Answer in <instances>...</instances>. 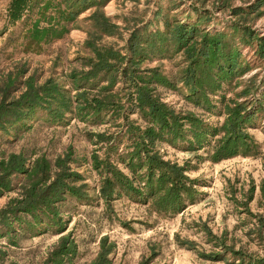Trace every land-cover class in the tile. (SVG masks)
I'll return each instance as SVG.
<instances>
[{
    "label": "rangeland",
    "instance_id": "rangeland-1",
    "mask_svg": "<svg viewBox=\"0 0 264 264\" xmlns=\"http://www.w3.org/2000/svg\"><path fill=\"white\" fill-rule=\"evenodd\" d=\"M11 1L0 0V110L25 92L28 96L32 89L51 85L66 91L62 94L73 106L76 83L99 99L111 97L108 100L114 102L101 106L96 114L82 116L62 109L60 96L55 95L48 98L49 107L42 101L17 103L0 115L11 122L0 127V166L11 156L24 158V167L11 163L1 170L0 208L21 199L24 188L38 178L40 173L32 174L34 168L28 166L36 158L46 161H38V168L49 175L44 181L53 178L62 162L74 172L67 183L79 188L54 203L53 218L32 225L26 222L30 216L22 214L9 232L0 224V264H93L99 253L105 258L98 264H264V100L243 127L249 149L237 147L213 158L222 131L211 133L225 117L224 105L250 99L251 89L242 94L240 90L251 88L264 75V47L262 57L255 39L264 37V0L256 7L249 5L257 0H86L91 3L71 19L58 11L64 0H28V7L15 18L10 16ZM173 19L194 23L199 32L203 28L225 32L222 49H235L242 68L222 78L208 92L206 102L202 97L189 98L184 83L189 68H195V76L204 71L196 62L189 63L171 41L165 40L163 49H154L135 63L169 78L170 84H147L158 101L181 115L198 118L199 141L184 121L181 136L164 133L149 145L160 158L179 166L186 183L193 186L176 210L156 207L151 199L143 201L123 189L102 195L104 159L130 175L125 152L139 138L137 129L148 121L122 76L99 88L107 73L88 72L95 48L111 47L124 54L134 31L137 46H143L149 30L162 29L165 21ZM47 20L65 29L51 37L31 38L32 25H44ZM242 26L255 35L242 33ZM54 106L61 108L59 116L51 112ZM64 243L68 252L63 251Z\"/></svg>",
    "mask_w": 264,
    "mask_h": 264
},
{
    "label": "trees",
    "instance_id": "trees-1",
    "mask_svg": "<svg viewBox=\"0 0 264 264\" xmlns=\"http://www.w3.org/2000/svg\"><path fill=\"white\" fill-rule=\"evenodd\" d=\"M86 0H64V4L58 9L59 13L63 18L71 19L78 11L85 5L91 2H85ZM92 1V0H91ZM261 1L257 0L253 5L256 7ZM83 4L79 8L76 4ZM28 0H12L10 2V16L15 18L18 16L19 11L28 7ZM162 29L149 30L147 36L144 38L143 46H137L138 32L134 31L128 37V43L125 47L124 54H121L117 49L111 47H97L95 48V58L90 60L92 65L90 67V73H96L98 70H104L107 74L105 77V84L99 86V88H106L105 86L112 85L116 78H120L128 82L126 86L133 88L132 94L136 104L142 108L143 115L147 118L148 124L142 128L137 129L140 132L138 139H133L132 149L125 152L127 158V164L131 169V174H126L116 167L108 159H104L102 169L104 172L103 183L100 191L104 197H107L112 191L119 192L118 189H123L129 192V195L134 193L138 198L143 201L148 198L156 205V207L169 208L172 210L179 209L182 206V198L190 195L192 189L191 183H186V176L182 173L181 168L173 162H169L155 151H151L149 145L153 139L161 137L164 133L170 134L171 136H181L183 133V123L188 122V126L191 129V136L195 140H200L201 130L198 131V118L192 114L181 115L174 109L170 108L158 99L150 92V88L147 86L148 83L154 81L161 84H170L169 78L166 75L156 71L152 68H138L135 66L137 61L143 59L147 53L155 50H161L164 48L166 43L165 40L171 41L175 49H182L186 54L188 62H196L200 65L204 71L198 76H195V68H189L186 75L187 82L186 91L189 98L202 97L206 102L209 101L207 97L208 92L213 90L215 86L220 83L222 78H227L233 71H242L240 64L237 62L234 49L223 50L225 40H222L225 32L222 31H209L200 29L194 23H182L178 20L165 21ZM60 28V29H58ZM64 26L57 25L56 22L47 20L44 25L33 24L30 28L29 35L31 38L39 39L43 35L51 34L54 36L55 33H60ZM242 33L255 35L254 32L250 31V28L242 26ZM134 30H137L135 28ZM256 51L262 56L261 51L264 47V37L255 36ZM160 43V44H158ZM186 51V52H185ZM263 57V56H262ZM123 58V60H121ZM120 65V63H122ZM117 64V67L114 65ZM120 65V66H119ZM189 65V64H188ZM212 66H216V69L212 71ZM115 68V69H114ZM88 74V75H94ZM74 74H72L73 76ZM260 81L253 86H246L240 90L247 92L250 90V99H245L243 102H232L231 105L225 104L224 108L226 111L225 117L222 123L217 127H213L211 133L214 134L216 130H221L222 135L215 141L213 147V158L226 156L236 150L237 147L241 149H249L251 144L249 136L244 131L243 127L245 124L250 123V118L254 116L257 109L261 108V101L264 100V75L259 79ZM76 93L73 97L74 105H71V101L68 97H65L63 89H53L54 85L44 86L39 90L32 89L33 92L28 96L22 94L20 99H15L8 102L6 110H0V115L10 110L12 105H28L32 103H44L49 107L48 98H54L55 95L60 96L59 101L61 102L64 110L75 111L79 115H86L88 113L96 114L106 104L113 103L111 97L99 99L93 93H88L83 88L81 83H76ZM125 86V87H126ZM28 90L31 89V85H28ZM46 92L45 96L39 93ZM255 92H257L255 94ZM82 96V97H81ZM26 99L19 103L21 99ZM38 99V100H37ZM69 100V102L67 101ZM197 101V100H196ZM10 104V106H9ZM48 104V105H47ZM2 104H0L1 106ZM9 106V107H8ZM51 107V106H50ZM52 108L51 112L54 115L61 111L58 106ZM5 111V112H4ZM10 114V113H7ZM8 119H0V127L5 128L11 122ZM7 122V123H6ZM150 123V124H149ZM99 135V134H98ZM102 135V134H100ZM96 159V158H95ZM40 163H46L44 160L34 159L31 166L33 173H40L38 178L34 179L33 182L28 184L22 194L23 196L17 202L9 204L6 207L0 208V224L6 227L5 232H9L14 229L12 224L16 219L20 220L22 214H28L30 216L27 223L36 225L41 223L44 218H53L56 215L54 203L62 199L66 192L79 191L78 187H74L67 183V180L72 179L74 172L69 171L66 163L60 162L59 168L53 173V178L47 182L44 179L48 178L44 169L38 168ZM24 158L17 154L15 157L11 156L9 160L0 166V176L5 168L11 167V163L17 164L19 168L24 167L22 164ZM65 162V160H64ZM94 166L98 167L99 163L95 160ZM143 179V182H140ZM11 219L8 218L9 214ZM104 239V237H103ZM66 243V242H65ZM64 243V244H65ZM63 251L67 252L70 248L67 244L63 245ZM61 249V248H60ZM59 249V250H60ZM58 250V251H59ZM97 260L92 262L93 264L100 263L101 259L105 258L104 254H98Z\"/></svg>",
    "mask_w": 264,
    "mask_h": 264
}]
</instances>
